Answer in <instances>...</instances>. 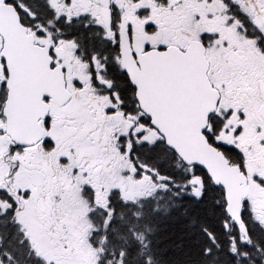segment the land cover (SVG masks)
I'll use <instances>...</instances> for the list:
<instances>
[{
	"label": "snow or ice",
	"instance_id": "obj_1",
	"mask_svg": "<svg viewBox=\"0 0 264 264\" xmlns=\"http://www.w3.org/2000/svg\"><path fill=\"white\" fill-rule=\"evenodd\" d=\"M0 264H264V0H0Z\"/></svg>",
	"mask_w": 264,
	"mask_h": 264
}]
</instances>
